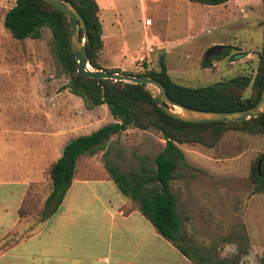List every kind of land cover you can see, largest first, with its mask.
I'll use <instances>...</instances> for the list:
<instances>
[{"label": "rangeland", "instance_id": "374dc122", "mask_svg": "<svg viewBox=\"0 0 264 264\" xmlns=\"http://www.w3.org/2000/svg\"><path fill=\"white\" fill-rule=\"evenodd\" d=\"M13 2L0 0V101L5 104V98L12 112L32 111L35 115L28 121L33 123L47 121L50 115L58 123L73 122L75 129L66 133L69 138L88 134L111 122L105 105L86 108L80 97L64 88L68 76L52 51L47 27L39 29L37 38L16 40L9 35L2 19ZM96 2L102 8L99 21L104 35L102 38L101 32L102 46L97 61L105 69H117L122 74L141 73L157 69L161 57L172 80L192 88L236 75L252 78L256 73L264 18L261 0H227L213 6L188 0ZM118 19L120 23L116 25ZM105 30L117 31L116 36ZM220 44L232 46L229 55L234 54L233 58L228 55L216 59L217 49L206 52L210 46ZM207 53L213 58L204 59L202 64ZM254 94L248 85L240 97ZM162 145L156 130L129 126L111 135L104 149L97 152L101 153L100 161L105 158L119 172L127 174L139 169L141 159L152 166ZM179 147L184 165L179 167L181 176L170 181V189L176 197L174 207L188 252L208 257L201 264H224L221 260L248 264L253 254L259 262L263 253L247 250L243 238L254 244L263 241L261 237L260 241L256 240L255 231L264 227V214L248 224L249 231L254 233L250 231L252 236L248 240L242 233L240 212L252 195L248 179L250 162L264 153V137L227 130L211 148L199 144ZM48 190V183L30 189L22 207L28 228L41 217L39 212ZM239 249L246 254H239Z\"/></svg>", "mask_w": 264, "mask_h": 264}, {"label": "trees", "instance_id": "16d2710c", "mask_svg": "<svg viewBox=\"0 0 264 264\" xmlns=\"http://www.w3.org/2000/svg\"><path fill=\"white\" fill-rule=\"evenodd\" d=\"M82 17L87 33L85 46L87 61L91 68L117 72V69H105L97 61L102 46L101 25L98 17V5L95 0H67ZM202 4H218L226 0H188ZM264 7V0H261ZM2 24L9 35L16 40L37 38L39 29L47 27L51 34L52 51L61 70L68 76L64 84L70 93L81 98L86 108L105 104L113 122L106 123L88 134L71 138L63 146L61 154L44 170L49 190L44 198L40 211L41 218L47 216L57 205L68 187L76 158L81 155L104 149L111 135H117L131 126L140 130L148 128L159 132L163 145L154 156L152 166L142 159L137 171L127 174L103 158L104 168L118 189L149 221L154 231L169 241L180 253L194 264L197 262L184 246V236L180 234V220L175 211L176 197L170 189V181L181 176L179 167L184 165V156L180 144H199L211 148L219 141L227 130H237L249 134H261L264 137V112L257 117L238 122H204L192 123L175 119L153 102L150 90L144 84H135L110 79H97L78 76L75 73L76 62L68 46V26L65 17L57 9L41 0H14L4 12ZM261 48L258 56L256 73L236 75L223 81L200 87H188L176 83L168 75L161 57L157 69L144 70L141 73H125L134 76L145 74L158 80L164 87L167 96L189 108L197 110H237L248 108L257 100L264 83V18L262 20ZM79 36L81 30L78 28ZM229 44L214 45L207 48L217 49L214 55L221 59L229 55ZM202 59V64L210 55ZM209 56V57H208ZM234 54L228 57L233 58ZM205 59V60H204ZM251 85L255 94L241 98L244 89ZM106 149L102 152L105 155ZM257 161H260L257 169ZM248 179L251 194L264 196V153L259 154L250 162ZM50 209V210H49ZM22 213V207L18 209ZM243 240L246 242V238ZM244 254L245 250H238ZM198 255V254H194ZM208 257H201V262ZM236 264V261L224 262ZM258 264H264L263 258Z\"/></svg>", "mask_w": 264, "mask_h": 264}, {"label": "crops", "instance_id": "0c3cea01", "mask_svg": "<svg viewBox=\"0 0 264 264\" xmlns=\"http://www.w3.org/2000/svg\"><path fill=\"white\" fill-rule=\"evenodd\" d=\"M101 9L98 6V17ZM105 31L112 37L117 33ZM4 103L0 101V264H194L157 234L121 193L97 151L76 158L60 202L28 228L23 211L19 214L18 209L25 206L34 185H46L45 168L59 157L71 139L66 133L75 128L73 122L58 123L51 115L45 116L47 121L30 122L28 118L35 115L32 111L12 112L5 98ZM263 214L264 196L250 195L240 212L242 233L248 240L254 234L248 224ZM255 234L257 241L260 237L263 241H246L247 250L263 253L264 260V227ZM191 256L201 264L200 254ZM253 256L248 264H258Z\"/></svg>", "mask_w": 264, "mask_h": 264}, {"label": "water", "instance_id": "95a60500", "mask_svg": "<svg viewBox=\"0 0 264 264\" xmlns=\"http://www.w3.org/2000/svg\"><path fill=\"white\" fill-rule=\"evenodd\" d=\"M62 13L68 26V46L76 62L75 73L78 76H87L97 79H110L135 84H144L150 90L153 102L167 115L186 122H238L259 116L264 112V83L260 94L253 105L237 110H197L184 106L170 99L163 85L156 79L145 74L130 75L118 72H109L102 69L91 68L87 61L85 46L87 33L84 21L75 7L67 0H41ZM78 28L81 30L79 36ZM150 87V88H149ZM260 161H257V169Z\"/></svg>", "mask_w": 264, "mask_h": 264}, {"label": "built area", "instance_id": "2783aa9c", "mask_svg": "<svg viewBox=\"0 0 264 264\" xmlns=\"http://www.w3.org/2000/svg\"><path fill=\"white\" fill-rule=\"evenodd\" d=\"M148 51H150V49H148Z\"/></svg>", "mask_w": 264, "mask_h": 264}]
</instances>
